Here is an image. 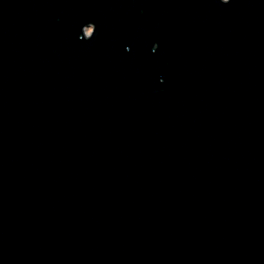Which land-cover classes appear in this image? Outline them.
<instances>
[{
    "label": "water",
    "instance_id": "obj_1",
    "mask_svg": "<svg viewBox=\"0 0 264 264\" xmlns=\"http://www.w3.org/2000/svg\"><path fill=\"white\" fill-rule=\"evenodd\" d=\"M0 264H264V0H0Z\"/></svg>",
    "mask_w": 264,
    "mask_h": 264
},
{
    "label": "flooded vegetation",
    "instance_id": "obj_2",
    "mask_svg": "<svg viewBox=\"0 0 264 264\" xmlns=\"http://www.w3.org/2000/svg\"><path fill=\"white\" fill-rule=\"evenodd\" d=\"M87 30H91V32L93 31V26H88V27H86L85 28V32L87 31ZM91 32H90V34H91ZM87 33V32H86Z\"/></svg>",
    "mask_w": 264,
    "mask_h": 264
},
{
    "label": "rangeland",
    "instance_id": "obj_3",
    "mask_svg": "<svg viewBox=\"0 0 264 264\" xmlns=\"http://www.w3.org/2000/svg\"><path fill=\"white\" fill-rule=\"evenodd\" d=\"M86 32H87L86 34H90L91 30H87Z\"/></svg>",
    "mask_w": 264,
    "mask_h": 264
}]
</instances>
